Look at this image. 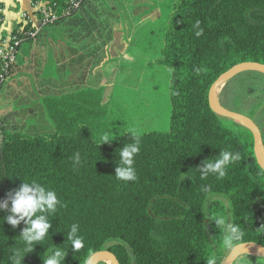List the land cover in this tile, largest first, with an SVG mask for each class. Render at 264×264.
I'll use <instances>...</instances> for the list:
<instances>
[{
    "label": "trees",
    "instance_id": "obj_1",
    "mask_svg": "<svg viewBox=\"0 0 264 264\" xmlns=\"http://www.w3.org/2000/svg\"><path fill=\"white\" fill-rule=\"evenodd\" d=\"M51 1L59 14L67 6V0ZM89 2L81 0L80 10ZM167 10L155 63L170 71L169 128L141 133L136 181L124 183L114 176L120 148L131 143L126 123L113 139L97 146L110 129L102 88L43 96L39 106L49 131L38 124L23 129L7 123L13 112L3 117L0 200L24 180H36L66 205L49 217V236L25 254L23 264H44L47 248L54 247L66 249L64 264H85L93 253L106 249L119 264H205L212 255L221 264L230 249L222 250L223 233L203 211L206 204L212 217L245 228L240 243L264 247V170L256 159L253 135L242 123L213 111L208 100L222 72L244 61L264 64V0H169ZM76 15L73 11L55 23L74 17V23H94L87 14ZM196 20L204 28L200 37L192 27ZM221 148L240 153L241 161L223 179L201 180L194 168L217 159ZM76 152L81 154L78 166L73 164ZM203 185L211 190L203 191ZM212 195L228 198L230 213L218 200L207 202ZM6 214L0 211V217ZM73 223L79 224L85 241L76 253L67 240ZM24 227L23 222L16 228L0 222V264H11V250L23 249L19 235Z\"/></svg>",
    "mask_w": 264,
    "mask_h": 264
},
{
    "label": "rangeland",
    "instance_id": "obj_2",
    "mask_svg": "<svg viewBox=\"0 0 264 264\" xmlns=\"http://www.w3.org/2000/svg\"><path fill=\"white\" fill-rule=\"evenodd\" d=\"M168 1L90 0L76 18L85 12L94 23L84 26L74 23V17L43 28L19 49L17 66L0 89L1 123L4 116L13 112L7 123L20 124L23 129L35 123L49 131L40 99L48 94L93 87L103 89L107 120L114 133L120 132L125 123L128 129L135 127L140 133L167 130L170 71L156 64L155 58ZM78 51H83L88 59L78 57ZM110 55L111 60H103ZM60 72L67 73V86L53 89L59 83L56 78ZM27 117L30 118L26 120ZM212 200L221 202L230 213L228 198L212 195L207 202ZM99 264L113 262L104 259Z\"/></svg>",
    "mask_w": 264,
    "mask_h": 264
},
{
    "label": "clouds",
    "instance_id": "obj_3",
    "mask_svg": "<svg viewBox=\"0 0 264 264\" xmlns=\"http://www.w3.org/2000/svg\"><path fill=\"white\" fill-rule=\"evenodd\" d=\"M192 27L196 37L203 35L204 28L201 27V21L196 20ZM194 71L199 74L200 69L196 68ZM112 129L110 128L100 136L97 146L103 142H109L115 137L116 133ZM126 133L131 138V143L120 148V159L114 175L117 180L124 183L138 179L134 164L135 158L141 150L140 131L132 127ZM217 156V159H206L201 165L194 168L199 172L201 180H206L209 176H214L216 179H223L227 176L229 167L241 161L240 153L235 150L221 148ZM80 163L81 154L76 152L73 157V164L74 166H78ZM260 169H264V164L260 165ZM260 169L257 171L260 172ZM187 176H181L180 180ZM191 178L193 179L192 174ZM202 190L210 191L211 189L209 185H203ZM65 206L54 190L46 188L36 180H32L31 182L24 180V183L11 192L7 198L0 200V211L7 213L3 217H0V222L7 221L12 228H16L21 222L26 225L19 235L23 242V249L14 248L11 250L8 258L11 264H23V258L26 253L32 251L36 244H44L43 242L50 234L51 220L49 217L55 216L58 209ZM203 211L215 221L216 227L223 233L222 250L232 249L245 238V228H242L239 223L235 221L226 222L223 217H212L208 213L207 208ZM79 228L78 223H73L67 232V240L70 241V246L74 253L79 252L85 247V241L80 235ZM46 252L47 256L43 258L44 264H64L66 256L65 248H47ZM85 264H88L87 260ZM205 264H218L217 256L212 255L206 257Z\"/></svg>",
    "mask_w": 264,
    "mask_h": 264
},
{
    "label": "crops",
    "instance_id": "obj_4",
    "mask_svg": "<svg viewBox=\"0 0 264 264\" xmlns=\"http://www.w3.org/2000/svg\"><path fill=\"white\" fill-rule=\"evenodd\" d=\"M32 1L0 0V44L7 41L11 33L25 26L26 16L31 13ZM23 45L24 43L19 45L18 54L19 49L21 50ZM77 55L78 57L88 59L83 51H78ZM18 58L19 55L17 62ZM108 58H113V56H107L103 60H107ZM125 61L122 59V63H125ZM56 79L59 83L53 89H57L58 87L62 90V88L67 86V73L64 72V74L57 75ZM47 86L49 88L50 83ZM216 89V101L221 106L248 116L256 124L261 136L260 153L264 155V71L251 70L240 72L220 84ZM34 125L36 124L34 123ZM1 137L0 130V142ZM233 264H264V254L255 247H249L235 259Z\"/></svg>",
    "mask_w": 264,
    "mask_h": 264
},
{
    "label": "built area",
    "instance_id": "obj_5",
    "mask_svg": "<svg viewBox=\"0 0 264 264\" xmlns=\"http://www.w3.org/2000/svg\"><path fill=\"white\" fill-rule=\"evenodd\" d=\"M56 2L51 0H33L31 13L26 16L25 26L20 27L0 44V89L17 61L18 48L28 38H34L43 27L57 22L61 16L68 17L73 11H80L81 0H67V6L59 14ZM0 121V128L2 127Z\"/></svg>",
    "mask_w": 264,
    "mask_h": 264
},
{
    "label": "water",
    "instance_id": "obj_6",
    "mask_svg": "<svg viewBox=\"0 0 264 264\" xmlns=\"http://www.w3.org/2000/svg\"><path fill=\"white\" fill-rule=\"evenodd\" d=\"M251 70L264 71V64L255 61H244L237 63L232 67H230L229 69H227L226 71L222 72L211 85L208 93V100H209L210 108L213 111H215L217 114L231 118L239 123H242L243 125L249 128L254 139V152L256 155V159L258 164L261 165L264 164V158L261 156L260 153L261 136L256 124L248 116L239 112L229 110L213 100V94L215 92V89L220 84L229 80L230 78H232L233 76H235L240 72L251 71ZM249 247H255L264 254V247L262 245L254 242H242L234 246L232 249H230L227 257L225 258L222 264H233L235 259ZM104 259H110L113 262V264H119L115 255L108 249L100 250L93 253L88 260V264H99Z\"/></svg>",
    "mask_w": 264,
    "mask_h": 264
},
{
    "label": "bare ground",
    "instance_id": "obj_7",
    "mask_svg": "<svg viewBox=\"0 0 264 264\" xmlns=\"http://www.w3.org/2000/svg\"><path fill=\"white\" fill-rule=\"evenodd\" d=\"M216 94H217V89L215 90L214 94H213V100L216 101ZM261 152V151H260ZM261 156L264 158L263 153H261ZM107 260V259H105ZM109 260V259H108Z\"/></svg>",
    "mask_w": 264,
    "mask_h": 264
}]
</instances>
